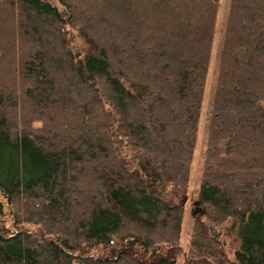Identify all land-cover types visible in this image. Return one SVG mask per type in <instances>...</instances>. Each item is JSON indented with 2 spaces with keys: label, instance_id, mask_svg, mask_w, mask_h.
I'll list each match as a JSON object with an SVG mask.
<instances>
[{
  "label": "trees",
  "instance_id": "16d2710c",
  "mask_svg": "<svg viewBox=\"0 0 264 264\" xmlns=\"http://www.w3.org/2000/svg\"><path fill=\"white\" fill-rule=\"evenodd\" d=\"M219 9L0 0V264H177ZM204 157L185 264H264V0H230Z\"/></svg>",
  "mask_w": 264,
  "mask_h": 264
},
{
  "label": "rangeland",
  "instance_id": "374dc122",
  "mask_svg": "<svg viewBox=\"0 0 264 264\" xmlns=\"http://www.w3.org/2000/svg\"><path fill=\"white\" fill-rule=\"evenodd\" d=\"M229 4H230V0H220V9L218 13L212 59H211L209 74L207 77L205 97L203 100L200 128L197 138V147L195 150L192 169H191L190 184H189L188 196H187L188 199H186L185 202V215L183 219L181 240L179 243L180 246L182 247V253L178 256L177 264H185V254L187 253L190 247L195 216L199 214L206 215L211 210L207 205L203 204L202 201L198 198V189L203 173V167L205 161L204 156H205L209 121H210V106L214 97L218 64H219L220 53L223 43ZM74 33H78V31L75 30ZM75 35L76 34L73 35L74 40L72 42V46L74 48V51L79 55L80 53H82L81 51L83 48H85L86 44L83 38L77 37ZM3 201H4V209H3V215L1 217V223H3V225L6 227L12 228L13 212L4 199ZM201 211H203L204 213H202ZM22 225H25V227H30L31 229H33L32 227L34 226L33 224H22ZM211 225H213V229L215 233H212ZM229 225H230L229 222H227L225 225L222 226L220 225L216 226L215 224L210 223V231L213 235H217L218 238H221V241L226 246V252L228 253L230 258H233L235 244H234L233 236L227 234Z\"/></svg>",
  "mask_w": 264,
  "mask_h": 264
},
{
  "label": "water",
  "instance_id": "95a60500",
  "mask_svg": "<svg viewBox=\"0 0 264 264\" xmlns=\"http://www.w3.org/2000/svg\"><path fill=\"white\" fill-rule=\"evenodd\" d=\"M199 202V201H198ZM197 204V203H196ZM202 213H204L203 211H201ZM212 228V233H215L214 229H213V225H211Z\"/></svg>",
  "mask_w": 264,
  "mask_h": 264
}]
</instances>
